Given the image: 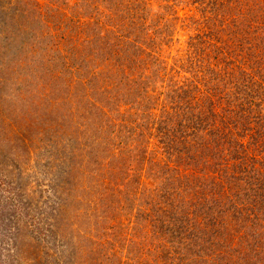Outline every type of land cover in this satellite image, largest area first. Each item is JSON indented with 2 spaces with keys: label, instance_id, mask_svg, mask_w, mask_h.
I'll return each mask as SVG.
<instances>
[{
  "label": "rangeland",
  "instance_id": "374dc122",
  "mask_svg": "<svg viewBox=\"0 0 264 264\" xmlns=\"http://www.w3.org/2000/svg\"><path fill=\"white\" fill-rule=\"evenodd\" d=\"M215 3L237 57L199 37ZM254 13L264 0H0V264H264V175L238 180L264 145L218 138L238 81L264 89L241 52ZM200 44L233 62L220 103Z\"/></svg>",
  "mask_w": 264,
  "mask_h": 264
},
{
  "label": "trees",
  "instance_id": "16d2710c",
  "mask_svg": "<svg viewBox=\"0 0 264 264\" xmlns=\"http://www.w3.org/2000/svg\"><path fill=\"white\" fill-rule=\"evenodd\" d=\"M196 2L201 3L202 5L206 4V0H196ZM195 3V2H194ZM191 4V3H190ZM214 6H212L213 9V14L214 17L212 19L207 18V20H205V23L211 22L213 23L212 25H209V31H201L200 32V39L203 37L205 39H209V41H211V38H216L215 40H220L221 42L227 44V49H221L218 51V54H224L225 51L227 52L226 55L231 58V57H237L239 54L237 53L238 50L237 47L233 46L232 44H230L227 40L226 42L223 41V37L224 36L222 30L224 31L225 27L222 26L223 29L220 28V25L218 24V16H219V10L221 8H224L222 3H215L213 4ZM258 12V11H257ZM252 13V12H251ZM255 14V13H254ZM259 16V17H256ZM256 20H254V22H258V23H262V28H258L256 31L258 30H262L261 33H259V37L256 38V40H258L256 43L253 39H247L244 40V45L245 47H243L241 49V52H244L247 54L248 58H250V64L255 66V69L261 71V76L264 77V54L260 53L262 50L264 51V14L261 15L259 13L255 14ZM193 20V19H192ZM214 21V22H213ZM223 21L225 22V20L223 19ZM194 23L199 24L200 21L196 20L194 21ZM203 23V22H201ZM224 24V23H223ZM222 24V25H223ZM255 26L254 23H252L251 25L249 24V26L247 27H251V29ZM255 28V27H254ZM262 36V37H261ZM225 37V36H224ZM232 37V36H231ZM253 38V37H252ZM262 40V41H261ZM217 43V42H216ZM218 44V43H217ZM222 44V43H221ZM201 47L195 49V52H197L196 55V60H194V62H198L200 61V65L199 67L201 68V66H205L207 65V73L208 77H209V81L208 83L211 84L210 89H220V92L217 90L214 91H210L211 94L214 95V97H218L219 99V103L221 102V92L222 89H224V85L221 86V84L224 81V77L226 75L224 74H228L223 66V63L226 62L228 63V57H223L222 59L219 58L217 60H214V64L212 66L211 62L212 59L209 54H207V50H206V46L200 44ZM253 54V55H252ZM231 55V57H230ZM260 55H262V58L260 57ZM210 56V57H209ZM201 59V60H200ZM234 60V59H231ZM189 62V61H188ZM207 62V63H206ZM228 64H233L232 61H230ZM252 66V67H253ZM198 67V69L200 70V68ZM203 69V68H201ZM257 70V71H258ZM258 71V72H259ZM177 74L180 76L181 75V70H177ZM232 74V73H231ZM231 78H227V79H232L233 76L230 75ZM262 77L263 81L264 78ZM204 79V78H202ZM216 83V84H214ZM224 84V83H223ZM228 84V83H227ZM247 80H239L238 81V87L237 91H235L233 94L232 100L229 102V107H227L225 110H229L230 107H234V112L232 114H229V112L227 111L226 113V117L225 119H229L227 121L223 120L221 123V128H218V138L220 136H224L223 138H227L228 140H232L231 137H233V135H237L239 138L237 143V145H239L240 147L244 148V151L247 150L248 146H246L245 144L241 143V140H249V143L252 144V149L248 150L249 152H247L248 154H256L258 152V148H260L261 146L264 145V139H259V137L257 135L254 136V134L256 133L255 131L253 132V125L254 124H258L260 122V126H262V121H264V89H262V91H260L259 89L256 90L253 93H246L245 96L240 95L239 92H246V88H248L249 86ZM247 86V87H246ZM22 90V89H20ZM252 91V90H251ZM210 103H216L215 100H213L212 98L209 99ZM209 109H211V112L214 113L212 114V117H216V112H214V106L211 105L209 107ZM228 116V117H227ZM199 115H197V119H196V123H192L189 121V125L185 127L184 123L182 121H179L181 123L178 122V126H177V132H187L192 131L194 132V134H198V132H200L201 130V126H200V122H198V118ZM221 129V130H220ZM186 130V131H184ZM223 131L225 133V135L222 134ZM182 134V133H181ZM193 135V133H191ZM234 135V136H235ZM221 138V137H220ZM219 139H217V136L215 138V140L213 141V144L215 145V147H219V143H218ZM240 142V143H239ZM233 143V142H232ZM203 152H205L206 157L205 158V163L207 161V159H209V157L211 156V154H214L213 151V147L212 145H208L205 144L203 145V147L201 148ZM264 151V149H263ZM260 153H262L260 151ZM238 158V156H235ZM250 157V156H249ZM201 158V156H200ZM242 158L244 159V157L242 156ZM201 161V160H200ZM253 168H251L249 171L245 172V168H243L241 170V172L239 173L240 176L238 178L239 181L244 182V184H247L251 186L252 183V179L255 178V173L257 172V174L259 175H264V165H261V163L258 162V160L253 159L252 160V164ZM244 170V171H243ZM255 179H258L257 177ZM252 187V186H251ZM202 207H205L204 205H202Z\"/></svg>",
  "mask_w": 264,
  "mask_h": 264
}]
</instances>
